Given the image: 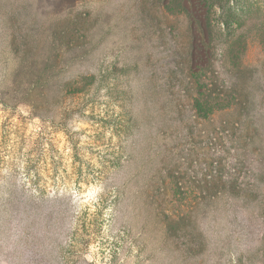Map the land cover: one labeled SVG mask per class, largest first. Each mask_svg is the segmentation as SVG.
<instances>
[{"label":"rangeland","instance_id":"rangeland-1","mask_svg":"<svg viewBox=\"0 0 264 264\" xmlns=\"http://www.w3.org/2000/svg\"><path fill=\"white\" fill-rule=\"evenodd\" d=\"M213 2L0 0V264H264V0Z\"/></svg>","mask_w":264,"mask_h":264},{"label":"trees","instance_id":"trees-1","mask_svg":"<svg viewBox=\"0 0 264 264\" xmlns=\"http://www.w3.org/2000/svg\"><path fill=\"white\" fill-rule=\"evenodd\" d=\"M214 0H185V4H184V8L182 10H190V7L194 6L197 7L196 5L199 3L203 4V10L206 13V15H208V13H213L214 11H216L217 5L213 2ZM219 2V0H218ZM171 3V4H170ZM169 4L166 5V8L169 12H176L178 11V9H175L174 7V2L170 1ZM202 10V12H203ZM180 12H185L186 11H178ZM198 15H196L195 12H191V21H192V26L198 27L199 24V20L198 19H202V16L200 15L201 12H199V7H198V11H197ZM204 13V15H205ZM232 16L228 15L227 19H226V27H230L232 26ZM196 29V28H195ZM209 103L207 100H205L204 98H197L195 99V108L198 112V114L200 116L203 117H208V115H210L212 113V108L208 106ZM216 110H218V108H215ZM220 109V108H219Z\"/></svg>","mask_w":264,"mask_h":264}]
</instances>
